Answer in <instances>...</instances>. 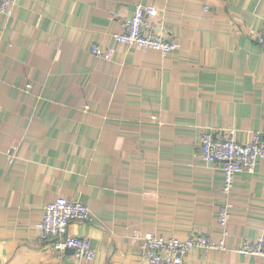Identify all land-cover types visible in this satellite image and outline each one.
<instances>
[{
    "label": "crops",
    "instance_id": "1",
    "mask_svg": "<svg viewBox=\"0 0 264 264\" xmlns=\"http://www.w3.org/2000/svg\"><path fill=\"white\" fill-rule=\"evenodd\" d=\"M138 3L174 40L167 54L113 38ZM263 24L264 0H16L0 17V264H147L135 232L221 238L222 164L199 157V137L264 136ZM57 196L89 207L68 229L92 260L39 237ZM229 202L226 248L184 264H264L238 251L264 232V158Z\"/></svg>",
    "mask_w": 264,
    "mask_h": 264
},
{
    "label": "built area",
    "instance_id": "2",
    "mask_svg": "<svg viewBox=\"0 0 264 264\" xmlns=\"http://www.w3.org/2000/svg\"><path fill=\"white\" fill-rule=\"evenodd\" d=\"M16 0H0V17L11 15ZM156 10L149 4L138 3L130 16L122 22V30L113 33L115 41L141 48L159 51L162 55L170 52L175 43L165 27L153 20ZM255 42L264 49V24L255 34ZM90 51L102 55L103 49L92 44ZM234 129H228L222 136L213 135L212 131H203L199 137L198 155L206 162L219 161L222 164L224 182L222 192L226 201L218 210V224L221 238L215 240L207 232L192 231L185 239L162 236L152 232H135L133 236L140 240L141 255L147 264H184L193 247L225 249L224 238L228 235L227 227L230 216V196L235 175L244 170H251L264 158V136L254 132L247 142L235 138ZM90 209L78 199L57 196L45 204L42 218L36 223L41 239L50 241L55 249H71L79 259L92 260L95 252L86 236H76L69 232L72 221L89 220ZM238 251L243 254L264 255V232L250 239H243Z\"/></svg>",
    "mask_w": 264,
    "mask_h": 264
}]
</instances>
